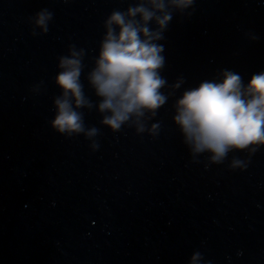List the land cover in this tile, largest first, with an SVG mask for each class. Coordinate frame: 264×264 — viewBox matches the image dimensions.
<instances>
[{
    "label": "water",
    "instance_id": "obj_1",
    "mask_svg": "<svg viewBox=\"0 0 264 264\" xmlns=\"http://www.w3.org/2000/svg\"><path fill=\"white\" fill-rule=\"evenodd\" d=\"M136 2L0 0V264H191L195 252L197 264H264V146L211 163L193 157L173 119L184 90L220 70L245 83L264 70V0H195L173 14L161 74L185 83L147 121L158 135L113 132L97 108L81 110L99 130L95 150L51 127L59 57L84 49L81 81L96 103L86 77L104 21ZM43 9L47 33L33 19Z\"/></svg>",
    "mask_w": 264,
    "mask_h": 264
},
{
    "label": "clouds",
    "instance_id": "obj_2",
    "mask_svg": "<svg viewBox=\"0 0 264 264\" xmlns=\"http://www.w3.org/2000/svg\"><path fill=\"white\" fill-rule=\"evenodd\" d=\"M194 4L195 0H137L125 11L114 9L110 13L104 21L106 33L99 54L86 77L99 98L96 103L85 94L81 81L85 51L70 45L69 54L59 57L55 83L61 94L54 98L51 127L67 137L83 134L92 140L95 150L98 144L94 137L99 130L86 126L81 110L97 108L101 123L113 132L127 124L135 126L137 133L158 135L159 125L148 128L147 121L185 83L178 77L168 85L162 76L166 58L159 42L164 40L173 14L183 15ZM52 18L53 14L43 9L33 19L47 33ZM247 35L252 41L259 39ZM166 87L171 90L167 94L162 91ZM173 107L174 122L193 157L209 153L210 162L220 164L230 152L253 154L264 146V70L253 73L247 83L233 70H220L213 79L184 90ZM230 167L244 170L247 162L233 157ZM201 259V253L195 252L191 264Z\"/></svg>",
    "mask_w": 264,
    "mask_h": 264
}]
</instances>
